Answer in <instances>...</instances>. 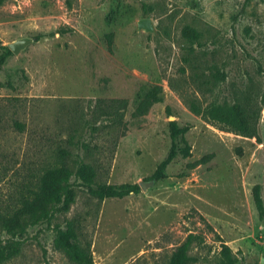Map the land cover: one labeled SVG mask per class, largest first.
Masks as SVG:
<instances>
[{"label": "rangeland", "instance_id": "1", "mask_svg": "<svg viewBox=\"0 0 264 264\" xmlns=\"http://www.w3.org/2000/svg\"><path fill=\"white\" fill-rule=\"evenodd\" d=\"M71 2L0 3V56L19 48L0 67V212L17 209L49 168L69 167L77 192L68 212L23 234L0 228V246L20 243L1 264H73L54 246L68 221L90 243V264H167L191 234L201 237L192 264H224L222 245L236 264H264V218L252 195L260 185L264 200V0ZM146 19L154 32L138 29ZM112 99L129 101L124 125L100 110L99 100L106 108ZM192 104L259 112L260 142L212 126ZM174 121L188 127L192 156L152 180ZM83 164L96 169L95 187L154 184L101 201L76 176Z\"/></svg>", "mask_w": 264, "mask_h": 264}, {"label": "trees", "instance_id": "2", "mask_svg": "<svg viewBox=\"0 0 264 264\" xmlns=\"http://www.w3.org/2000/svg\"><path fill=\"white\" fill-rule=\"evenodd\" d=\"M3 0H0L2 3ZM69 8L72 7L71 0H66ZM188 37L197 39V35L192 30L186 31ZM41 37H36L39 40ZM107 43L110 52H112L113 35H107ZM12 55L9 48L0 56V67L4 66ZM106 101L99 100L100 110L104 111L109 119L118 125H124L123 118L128 108L127 99H112L106 108L103 104ZM191 110L202 116L209 124L218 127L221 130L234 133L243 137L258 136L259 112L248 109L241 104H235L231 107L213 106L200 109L192 104ZM188 127H181L177 122L169 123V133L171 146L167 156L158 165L151 179L161 181L166 179L167 168L174 160L181 156L187 159L192 156V147L189 144L186 133ZM241 153V149L238 150ZM62 157L68 155V152L61 151ZM215 157L214 153L208 154L189 165V169H195L199 166L209 163ZM75 173L66 165L47 169L39 180L38 188L30 193L28 197L23 198L20 206L10 213L0 212V228L7 234L16 236L23 234L30 226H36L42 222L51 220L57 212L66 213L75 203L77 192L72 184V178ZM76 176L83 186H86L90 194L99 199H122L130 195H138L141 187L137 184L124 183L119 185H95L97 177L96 169L90 164H83L77 171ZM254 204L260 218H264V200L261 195V186L256 185L252 191ZM201 240V237L191 234L180 244L173 252L167 264H192L196 258L190 254L192 246ZM19 242H13L5 246H0V264L8 261L19 252ZM54 246L66 254L73 264H90L91 245L82 244L74 221H68L64 229H60ZM222 255L224 264H236L237 259L232 255L231 249L222 245Z\"/></svg>", "mask_w": 264, "mask_h": 264}, {"label": "water", "instance_id": "3", "mask_svg": "<svg viewBox=\"0 0 264 264\" xmlns=\"http://www.w3.org/2000/svg\"><path fill=\"white\" fill-rule=\"evenodd\" d=\"M138 29L143 30V31L148 32V33L154 32V27L152 25V21L149 19L139 21ZM10 50L15 54L18 53V51H19L18 45L17 44L10 45ZM153 184H154V181L142 182L139 184V186L141 187V189L143 191H145L149 186H151ZM263 221H264V219H263Z\"/></svg>", "mask_w": 264, "mask_h": 264}]
</instances>
